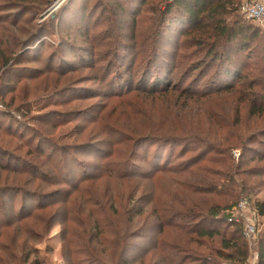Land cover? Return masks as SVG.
Listing matches in <instances>:
<instances>
[{
  "label": "rangeland",
  "instance_id": "obj_1",
  "mask_svg": "<svg viewBox=\"0 0 264 264\" xmlns=\"http://www.w3.org/2000/svg\"><path fill=\"white\" fill-rule=\"evenodd\" d=\"M127 1L0 0V264H152L161 259L153 250L124 258L157 220L166 224L163 242L176 233L172 224L190 223L170 212L195 202L204 214L229 195L238 198L232 211L244 183L250 202L264 201L263 176L226 174L237 144L264 129V115L249 117L240 91L206 92L211 69L188 75L202 56L192 55V44L173 50L169 65L147 67L165 0H144L133 16ZM260 38L257 58L239 66L244 80L261 75ZM168 134L191 142L174 150L171 168L151 167L157 146L146 139ZM199 154L190 168L174 166ZM256 158L245 167L262 175L264 158ZM131 166L141 172L119 176ZM200 181L224 194L195 191ZM255 222L259 233L264 216ZM247 248L251 264L254 246Z\"/></svg>",
  "mask_w": 264,
  "mask_h": 264
},
{
  "label": "trees",
  "instance_id": "obj_2",
  "mask_svg": "<svg viewBox=\"0 0 264 264\" xmlns=\"http://www.w3.org/2000/svg\"><path fill=\"white\" fill-rule=\"evenodd\" d=\"M144 2V0L127 1L132 16L136 15L137 7H141ZM238 3L239 0H165L163 9L159 10L158 28L153 30L148 40L151 48L146 66L157 71L162 68V65H169L168 61L172 62L174 51L181 43L192 44L195 48L192 55L202 54V56L190 64L188 75L195 71L204 77L211 69L212 74L207 78L203 89L206 92H242L244 97L247 96L245 108L248 116L259 118L264 115V63L261 69H258L261 75L256 79L250 77L244 80L239 66L245 60L257 58L253 55L257 53L255 49L259 46L255 45V42H261L260 35L264 36V32L261 30L263 28L252 21L235 15L234 12L239 11L240 3ZM97 4L98 2L95 6ZM190 33H193L194 37L186 38L185 36ZM252 44H254L253 47H251ZM261 44L264 46V40ZM257 61L258 59L253 62ZM257 65L254 63V66ZM236 83L239 84L237 88L234 85ZM156 84L158 83L149 87L148 93L154 92L157 88ZM187 85L192 88V80ZM188 86L184 87L185 90L189 88ZM161 93L166 94L167 89H163ZM146 140L149 142V148L157 146L153 152L151 167L161 163L165 168H171L174 150L179 148L180 152L189 146L188 142H191L189 139L183 140L182 137L170 134L157 142L153 139ZM243 141L246 142V146L242 144L243 142L237 144L240 148L237 163L231 165L233 167L226 173L231 174L230 181L232 175L238 173L264 177V174L254 173L257 169L245 167L253 162L256 156H258L257 160L264 158V129L259 133L247 135ZM249 144H256L258 151L249 147ZM212 149L207 150L210 152ZM200 156L201 154L179 161L174 166L190 168ZM135 169L134 166L126 168L119 176L127 177L132 172L134 174L141 172V169L138 168L136 171ZM205 172L208 177L212 174L209 169ZM198 184L200 187L195 191L203 195L224 194L222 185L218 188V183L213 181H207L206 184L200 181ZM240 190L243 194L241 197L251 204L256 217L264 216V201L250 202L252 188L246 187L245 183ZM237 199L234 201V197L229 195V203L211 205L204 214H201V208L195 202H191V206L183 212H170L171 217H176L177 220H189L190 223L180 226L172 224L176 233L171 234L170 241L163 242L158 240L157 236H160L162 227L166 224L157 220L158 226L155 224V232L153 230L147 234L142 231L139 233L140 236L131 241L129 253L132 255H128L130 259L124 258L125 263L127 260H134L138 255L142 256L153 250L161 254V259H155L152 264H246L248 248L241 233V224L231 218L234 210L231 211V209ZM178 207L182 209V205ZM167 221L170 222L169 219ZM167 225L170 226L171 223ZM253 246L256 254L255 264H264V229L259 233L256 232Z\"/></svg>",
  "mask_w": 264,
  "mask_h": 264
},
{
  "label": "built area",
  "instance_id": "obj_3",
  "mask_svg": "<svg viewBox=\"0 0 264 264\" xmlns=\"http://www.w3.org/2000/svg\"><path fill=\"white\" fill-rule=\"evenodd\" d=\"M239 14L264 29V2L258 0H244L239 6ZM232 216L241 224V233L247 245H252L256 239V215L251 204L241 198L236 204ZM256 263V254L253 261Z\"/></svg>",
  "mask_w": 264,
  "mask_h": 264
}]
</instances>
